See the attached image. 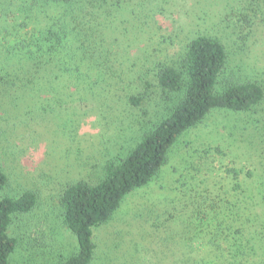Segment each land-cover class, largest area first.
I'll return each instance as SVG.
<instances>
[{
	"label": "rangeland",
	"instance_id": "rangeland-1",
	"mask_svg": "<svg viewBox=\"0 0 264 264\" xmlns=\"http://www.w3.org/2000/svg\"><path fill=\"white\" fill-rule=\"evenodd\" d=\"M121 1L118 6V0H109L106 13L94 8L92 0L74 9L46 1L28 9L39 10V16L32 14L27 32L36 25H54L60 17L71 23V13L61 14L75 10L74 24L67 29L69 48L83 44L93 57L87 67L100 60L114 74L76 94L73 99L82 98L80 102L69 99L72 105H62L54 113L37 108L31 115L3 113L0 165L9 176L5 195L26 190L38 195L37 208L16 218L11 228L20 242L12 264H59L78 253L77 238L61 222L63 190L81 181L98 183L106 164L126 158L167 113L155 68L179 58L199 28L216 27L226 2H231ZM2 22L0 17L1 26ZM220 26L213 34L225 42ZM77 28L89 33L88 40L77 39ZM257 43L245 53L230 47L227 73L239 64L238 78H256L264 85V45ZM88 71L98 74L94 68ZM147 82L153 87L144 96ZM138 95L144 100L136 107L129 98ZM231 170L240 172L238 178ZM236 183L241 185L237 192ZM263 189L264 102L249 113L214 110L178 139L154 180L127 195L113 217L94 229L97 250L91 264H215L205 232L214 216L210 205L233 200L247 209L246 216L263 213L264 219Z\"/></svg>",
	"mask_w": 264,
	"mask_h": 264
},
{
	"label": "trees",
	"instance_id": "trees-1",
	"mask_svg": "<svg viewBox=\"0 0 264 264\" xmlns=\"http://www.w3.org/2000/svg\"><path fill=\"white\" fill-rule=\"evenodd\" d=\"M31 1L0 0V17L4 18L3 26L0 25V131L5 121L3 113L31 115L36 108L54 113L62 105L80 102L82 98L73 99L76 94L92 90L94 85L114 74L100 60L92 61V68L87 67L93 57L83 44L76 49L69 48L67 29L75 21V10L61 14H72L71 23L69 20L62 22L63 17H60L54 25L47 24L43 29L36 25L35 30L26 31L30 29L28 21L39 16V10L36 13L28 10L37 2L74 9L85 0ZM230 1L219 16L225 42L213 34L219 24L211 30V27L199 28L179 58L155 68L157 85L162 98L166 97L167 113L144 134L126 158L106 164L105 175L98 183L81 181L63 190L61 222L64 229L77 238L78 253L59 264L93 262L97 250L94 229L113 217L127 195L145 187L159 175L178 139L209 113L214 110L249 113L264 102V85L259 80L236 76L241 65L237 64V70L233 68L227 73L230 47L245 53L250 44L258 47L256 44L260 41L264 45V0ZM91 5L104 13L110 8L109 0H92ZM116 5L121 6L122 1L118 0ZM14 6L20 10H12ZM21 14H27L28 19L16 18ZM76 31L77 39L82 41L80 38L86 37L88 40V32L78 28ZM93 68L98 74L88 71ZM94 78L97 80L93 81ZM146 85L144 96L153 87L149 82ZM69 89L74 91L68 93ZM144 96H131L130 104L140 106ZM231 171L238 178L240 172ZM8 185L9 176L0 165V264H12L18 251L19 239L11 234L15 219L30 215L38 206L36 192L26 190L15 196L5 195ZM240 188V183H236L233 191ZM210 208L214 216L208 224L210 229L205 228V232L215 264H264V249L260 247L264 246L263 213L246 216L247 209L227 199L211 204Z\"/></svg>",
	"mask_w": 264,
	"mask_h": 264
}]
</instances>
